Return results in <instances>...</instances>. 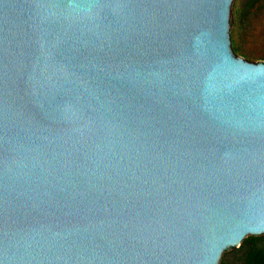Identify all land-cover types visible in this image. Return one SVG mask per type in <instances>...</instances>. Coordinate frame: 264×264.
<instances>
[{
	"label": "water",
	"instance_id": "1",
	"mask_svg": "<svg viewBox=\"0 0 264 264\" xmlns=\"http://www.w3.org/2000/svg\"><path fill=\"white\" fill-rule=\"evenodd\" d=\"M237 2L0 0V264H219L264 234Z\"/></svg>",
	"mask_w": 264,
	"mask_h": 264
},
{
	"label": "rangeland",
	"instance_id": "2",
	"mask_svg": "<svg viewBox=\"0 0 264 264\" xmlns=\"http://www.w3.org/2000/svg\"><path fill=\"white\" fill-rule=\"evenodd\" d=\"M231 39L236 55L264 62V0H238ZM249 245L264 249V234L243 238L220 256L219 264L243 263Z\"/></svg>",
	"mask_w": 264,
	"mask_h": 264
},
{
	"label": "trees",
	"instance_id": "3",
	"mask_svg": "<svg viewBox=\"0 0 264 264\" xmlns=\"http://www.w3.org/2000/svg\"><path fill=\"white\" fill-rule=\"evenodd\" d=\"M241 264H264V249L255 245H249L245 260Z\"/></svg>",
	"mask_w": 264,
	"mask_h": 264
},
{
	"label": "snow or ice",
	"instance_id": "4",
	"mask_svg": "<svg viewBox=\"0 0 264 264\" xmlns=\"http://www.w3.org/2000/svg\"><path fill=\"white\" fill-rule=\"evenodd\" d=\"M244 234H245L244 232H240L238 235H236L234 237L233 240L230 241V244L238 243L239 240L243 239ZM221 250H222V248H221Z\"/></svg>",
	"mask_w": 264,
	"mask_h": 264
}]
</instances>
